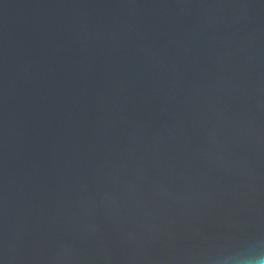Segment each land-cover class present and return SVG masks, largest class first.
Here are the masks:
<instances>
[{
  "label": "water",
  "instance_id": "water-1",
  "mask_svg": "<svg viewBox=\"0 0 264 264\" xmlns=\"http://www.w3.org/2000/svg\"><path fill=\"white\" fill-rule=\"evenodd\" d=\"M0 264H264V0H0Z\"/></svg>",
  "mask_w": 264,
  "mask_h": 264
}]
</instances>
